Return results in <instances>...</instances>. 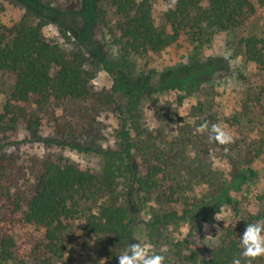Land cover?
<instances>
[{
    "label": "rangeland",
    "instance_id": "rangeland-1",
    "mask_svg": "<svg viewBox=\"0 0 264 264\" xmlns=\"http://www.w3.org/2000/svg\"><path fill=\"white\" fill-rule=\"evenodd\" d=\"M111 1L0 0V26L11 29L22 19L36 25L38 18H42L46 22L42 29L46 41L58 45L69 55L83 53L88 58L86 70L95 73L89 83L87 100L50 104L39 113V127L35 132L29 133L22 121L0 131V153L16 163L13 190L26 200L46 161L73 164L81 171L88 170L100 177L102 158L97 151L116 149L121 130H129L136 146L134 160L140 174L154 164L161 165L154 162V156L158 154L155 150H162L171 176L168 181L174 185V194L180 196L177 211H189L193 206L206 203L208 213H189L185 220L162 228L160 238L150 240L147 223L160 204L156 201L160 194L153 193L152 201L138 209L133 234L125 244L83 233L85 222L79 217L62 236L64 253L58 264H99L101 259L105 260L104 264H118L117 256L136 242L134 237H146L154 246L153 251L165 256V264H185L177 257L175 247L183 241L195 242L208 253L216 247L212 246L215 236L219 235L221 242L232 233L240 246L246 225L264 215V68L246 63L239 43L251 36L264 39V4L260 6L256 0H251L254 12L246 25L214 33L206 43L191 42L186 33L180 32L176 41L159 53L127 57L128 73L138 80L166 70L187 71L198 65L206 66L203 82L198 87L187 91L152 87L151 93L140 102L139 121L131 124L124 121L125 117L118 110L124 97H117L110 105L99 103V99L111 91L114 81L98 60L104 58L115 67L121 55L119 36L114 29L119 18L110 7ZM173 3L174 0L151 2L154 26L168 33L170 28L163 14ZM12 78L10 74L0 73V113L9 96ZM30 109L34 107L29 106ZM205 122L209 127L219 123L233 135L234 142L226 146L227 152L225 146L209 143L207 132L196 131ZM249 170L254 172L253 176L249 175ZM236 178L243 179L244 184L238 191H229L232 205L211 204L218 190H225ZM109 199V195L104 197V200ZM98 203L83 206L95 208ZM24 210L23 204L18 213L20 218ZM219 211L227 223L216 220ZM13 232L19 249L28 251L42 237L44 229L20 225ZM208 236L213 239L206 238ZM0 264L21 263L17 259ZM252 264H264V257Z\"/></svg>",
    "mask_w": 264,
    "mask_h": 264
},
{
    "label": "trees",
    "instance_id": "trees-1",
    "mask_svg": "<svg viewBox=\"0 0 264 264\" xmlns=\"http://www.w3.org/2000/svg\"><path fill=\"white\" fill-rule=\"evenodd\" d=\"M44 1L50 3L53 0ZM152 1H111L110 7L119 18L114 29L119 36L117 43L121 55L115 67L104 58L98 60L114 81L111 91L103 95L99 103L110 105L116 102L117 97H124L118 110L125 117L124 121L131 124L139 121L140 102L151 93L152 87H173L182 91L198 87L203 82L206 66L198 65L187 71L166 70L150 74L140 81L128 73L127 57L159 53L173 44L180 32L186 33L191 42L206 43L214 33L243 27L254 12L251 0H174L163 14L170 28L168 33L154 26ZM256 3L261 6L264 0H256ZM38 19L36 25L22 19L11 29L0 26V73L13 77L9 96L0 113V131L10 125L15 127L18 121H22L26 130L33 133L39 127V113L50 104L66 100L85 101L90 96L89 83L95 73L85 68L88 58L81 52L69 55L58 45L46 41L42 33L46 22ZM239 45L246 63L264 68L263 38L247 37L241 39ZM154 77L155 83L152 82ZM29 106L34 110H29ZM118 139L116 149L97 151L102 158L100 177L88 170L81 171L73 164L44 162L26 200L13 190L15 161L0 153L1 263L20 259L21 264H58L64 253L62 236L79 217L84 218L83 233L109 237L115 244H125L133 234L138 209L145 208L152 201L153 193L160 194L156 198L160 204L147 223L150 240L160 238L162 228L185 220L189 213H208L206 203L193 206L189 211H177L180 196L174 194V185L168 181L171 176L162 150H155L158 154L154 156V162L161 165L154 164L140 174L134 160L136 146L130 138V131L121 130ZM249 175L253 176L254 172L249 170ZM243 184V179L232 180L225 190H218L211 204L232 205L229 191H238ZM106 195L111 199L104 200ZM86 203H98V206L85 209L83 205ZM23 204L25 210L20 218L18 213ZM20 225L44 229L42 237L28 251L19 249L13 232ZM175 247L177 257L185 264H233L241 252L232 233H228L219 246L208 253L195 242L183 241ZM183 251L187 254L182 255Z\"/></svg>",
    "mask_w": 264,
    "mask_h": 264
},
{
    "label": "clouds",
    "instance_id": "clouds-1",
    "mask_svg": "<svg viewBox=\"0 0 264 264\" xmlns=\"http://www.w3.org/2000/svg\"><path fill=\"white\" fill-rule=\"evenodd\" d=\"M199 133H208L209 143H216L225 146V152H227V145L234 142V137L230 131L225 130L219 123H208L200 125L197 129ZM216 220L226 221L220 214V211L216 214ZM227 223V221H226ZM207 227V226H205ZM219 235L215 236L212 246H219ZM213 239V236L206 237ZM136 242L130 243L128 247L123 250L118 256V264H165V256L153 251V245L145 237L140 239L134 237ZM211 247V246H209ZM240 258H234L233 264H252V261L260 257H264V219L257 220L253 223H248L246 228L240 237ZM103 259L99 261V264H104Z\"/></svg>",
    "mask_w": 264,
    "mask_h": 264
}]
</instances>
